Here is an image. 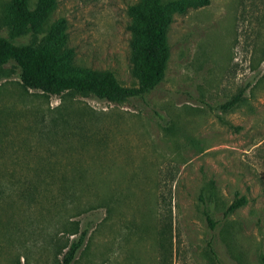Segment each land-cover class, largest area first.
Instances as JSON below:
<instances>
[{
  "label": "rangeland",
  "instance_id": "rangeland-1",
  "mask_svg": "<svg viewBox=\"0 0 264 264\" xmlns=\"http://www.w3.org/2000/svg\"><path fill=\"white\" fill-rule=\"evenodd\" d=\"M143 1L57 0L48 28L66 21L76 68L134 87ZM11 2L0 36L32 44ZM168 42L162 80L120 103L28 89L0 65V264H65L83 234L71 264H264V0L188 4Z\"/></svg>",
  "mask_w": 264,
  "mask_h": 264
},
{
  "label": "trees",
  "instance_id": "trees-1",
  "mask_svg": "<svg viewBox=\"0 0 264 264\" xmlns=\"http://www.w3.org/2000/svg\"><path fill=\"white\" fill-rule=\"evenodd\" d=\"M57 0H39L32 10L29 0H12L9 7V24L14 37L33 34L29 45H16L0 36V65L15 64L20 69L24 87L51 95L74 92L94 95L111 102H124L142 97L155 88L164 77L169 59L168 31L173 13L185 11L188 4L207 6L210 0H145L128 8L133 22L131 34L132 73L138 84L123 86L111 72L96 73L74 66L75 52L67 47L66 21L59 20L48 28ZM241 95L222 104V112L232 111L241 103ZM245 204L237 200L228 207L226 217ZM209 221L211 219L209 218ZM86 234L71 245L65 264H71L82 247Z\"/></svg>",
  "mask_w": 264,
  "mask_h": 264
}]
</instances>
